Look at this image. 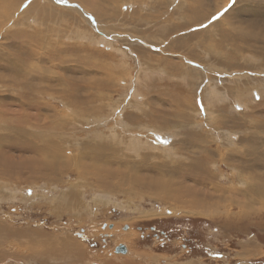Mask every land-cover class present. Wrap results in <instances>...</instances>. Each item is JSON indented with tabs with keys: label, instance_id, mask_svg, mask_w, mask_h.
Instances as JSON below:
<instances>
[{
	"label": "rangeland",
	"instance_id": "374dc122",
	"mask_svg": "<svg viewBox=\"0 0 264 264\" xmlns=\"http://www.w3.org/2000/svg\"><path fill=\"white\" fill-rule=\"evenodd\" d=\"M263 47L264 0H0V264H264Z\"/></svg>",
	"mask_w": 264,
	"mask_h": 264
},
{
	"label": "bare ground",
	"instance_id": "6f19581e",
	"mask_svg": "<svg viewBox=\"0 0 264 264\" xmlns=\"http://www.w3.org/2000/svg\"><path fill=\"white\" fill-rule=\"evenodd\" d=\"M95 5V4H94ZM92 6V5H91ZM99 12V11H98ZM223 34V33H222ZM225 35V34H224ZM232 41V40H231ZM239 43V42H238ZM253 47V46H252ZM209 48V47H208ZM264 48V47H263ZM234 49H236V48H234ZM234 51V50H233ZM217 52V51H216ZM235 52V51H234ZM262 52H263V49H262ZM214 53V52H213ZM218 53V52H217ZM231 53V52H230ZM226 58V57H225ZM227 61V60H226ZM26 88H30V87H26ZM69 96H73V95H71V94H69ZM72 99V98H71ZM75 99V98H74ZM163 118V117H162ZM231 121V120H230ZM236 121V120H235ZM234 121V122H235ZM232 122V121H231ZM234 125V124H233ZM237 125V124H236ZM235 125V126H236ZM262 138V137H261ZM229 141V140H228ZM25 142V141H24ZM23 142V143H24ZM262 143H264V141H262ZM29 144V143H28ZM261 144V143H260ZM257 145V144H256ZM260 146V145H259ZM255 150H256V148L255 147H257V146H252ZM251 147V148H252ZM262 147V146H261ZM35 149V145L34 144H32V145H30V150L31 149ZM249 150H250V152H252L253 150L252 149H250V147L248 148ZM44 152H46L45 150H43ZM263 153H264V148H263V151H262ZM33 153H34V151H33ZM215 153V151L213 152V150L212 151H209L208 152V155H211V154H214ZM207 154V153H206ZM227 154V153H226ZM40 155V154H39ZM264 155V154H263ZM262 155V157H264ZM204 156V155H203ZM226 156V155H225ZM212 157V156H211ZM30 160V159H29ZM29 160L27 159V160H25L24 159V162H29ZM255 160V159H254ZM41 161V160H40ZM230 161V160H229ZM203 161H201V163H202ZM243 162V161H242ZM262 162L264 163V159H262ZM33 163V162H32ZM40 163V162H39ZM200 163V162H199ZM229 163V162H228ZM36 164V163H35ZM42 164H44V161H42L41 162V165ZM203 164H205V163H203ZM207 164V163H206ZM235 164V163H234ZM237 164V163H236ZM26 165V164H25ZM195 165V164H194ZM32 166V165H31ZM204 166V165H203ZM203 166H201V165H197L196 167L195 166H190V167H188L185 171H186V173L188 172L189 174L188 175H191V176H193L194 177V179H196L197 181H199V182H197L198 183V185H206L205 184V182L206 183H208L207 184V187H210V189H211V185H210V182L212 181V182H214V187H215V190L214 191H220L221 193L219 194V196H218V200H216L217 201V203H220L222 200H224L225 202H226V204H227V201H228V203L230 204V205H228L227 207H232V206H234V204L235 205H238L237 207H239V210H240V212L242 213V212H247V211H252V208L250 207V206H248V205H245L244 204V202H240V201H234L233 203L230 201L229 202V199L227 200V199H225L224 197H223V195H222V193L223 194H227L229 191H231L229 188H224V187H222L219 183L217 184L216 183V178H214V174H212L210 171L208 172V171H205L204 170V167ZM252 166H254V165H251L250 163H246V164H244V162L242 163V165H239L238 167H239V169H241L242 170V172H244V171H246V170H248V169H250ZM199 167H200V169H199ZM260 167V166H259ZM88 169H91L92 170V168L91 167H87L86 169H85V171L84 172H87V171H89ZM97 169H100V168H98V167H96V169H95V167L93 168V174L96 176V179H97V181L98 182H100V184H101V187H103V188H105V189H109L110 187H111V182H109L108 180H107V177H108V174L107 173H109L108 172V170H107V172L106 171H103L102 172V168H101V170L100 171H98ZM3 170V169H2ZM90 170V171H91ZM250 170H252V169H250ZM7 171V170H6ZM204 171H205V176H206V178L204 177V176H202V177H200V175H201V173L202 174H204ZM256 171V170H255ZM5 172V171H4ZM7 172H9V171H7ZM241 172V171H240ZM1 173H3V172H1ZM6 173V172H5ZM244 174V173H243ZM242 174V175H243ZM248 174H250L249 175V177L247 178V180H245L244 181V177H242L241 178V183L243 184V183H247V182H250V183H247L248 184V186L246 187L247 189L246 190H248L249 192H250V196H253V197H257V198H259V199H261V200H263L264 199V175H259L258 173H256V172H249ZM257 174V175H256ZM120 175V174H119ZM186 175V174H185ZM217 175V174H216ZM215 175V176H216ZM20 176H21V174H20ZM110 176V175H109ZM112 176V175H111ZM27 177V176H26ZM198 177V178H197ZM22 178V177H21ZM28 178V177H27ZM172 178V177H171ZM95 179V180H96ZM111 179V178H110ZM118 179H119V177H118ZM112 181V180H111ZM128 181V180H127ZM96 182V181H95ZM165 181H163L162 183L163 184H165V186H160V188H158V190H156V192L158 193V195H160V194H162L163 193V195H168V198H170V200L171 201H173V203H175V204H177V203H181V199H180V197H179V195L177 194V193H172V192H170V193H172V194H169L165 189L168 187V185L166 184V183H164ZM115 183V182H114ZM98 184V183H97ZM120 184V183H119ZM169 184V183H168ZM121 185V184H120ZM124 185V184H123ZM157 185V184H156ZM100 186V185H99ZM189 192V191H188ZM194 192H197L198 193V195H194L193 197L194 198H189L188 200H185V201H187L186 203H188L189 205H191V209H192V211L191 212H193V213H196V214H198V215H208L209 213H211L212 211L211 210H209L208 208H205L206 207V205L204 206V205H202V202H209V201H213V198L212 197H208L207 196V194H205V193H200V192H198L197 190L196 191H194ZM180 194V193H179ZM190 194V193H189ZM193 195V194H192ZM180 196H181V194H180ZM184 198V197H183ZM209 198V199H208ZM256 199V198H255ZM195 200V201H194ZM194 202L195 203H198V202H201V205H199V207H197V205H196V207H193V204H194ZM216 203V202H215ZM209 204V203H208ZM213 204V203H212ZM181 205V204H180ZM225 210V209H224ZM225 212H227V213H230L231 212V210H225ZM35 233H33V234H28V237L30 236V238H31V243H36L37 245H38V251H39V249H40V253L41 254H44V255H46L47 253H49V254H55L56 255V253H58V254H61V255H68V256H71V257H74V258H81V256H84V253L82 252V250L77 246V245H75V244H72V243H70V242H68V243H65V244H59V243H56L54 240H52V239H50V237L48 238V237H45V241L47 242H45V241H43L42 239L40 240V239H38V235L36 234V235H34ZM38 240H40V241H38ZM35 248V247H34ZM37 251V252H38ZM42 251H43V253H42ZM80 260V259H79ZM124 262H126V263H124V264H128L129 262H130V260H125Z\"/></svg>",
	"mask_w": 264,
	"mask_h": 264
},
{
	"label": "flooded vegetation",
	"instance_id": "af4514ba",
	"mask_svg": "<svg viewBox=\"0 0 264 264\" xmlns=\"http://www.w3.org/2000/svg\"><path fill=\"white\" fill-rule=\"evenodd\" d=\"M160 232L162 233V235H160L161 242H162L163 239H166L167 242H170L171 238H170L169 233H167V230L166 229H161ZM149 238H153V237H149ZM186 241H187V244H186V248L185 249H187V248L191 249V245L189 244V239H187ZM188 251H190V250H188Z\"/></svg>",
	"mask_w": 264,
	"mask_h": 264
},
{
	"label": "snow or ice",
	"instance_id": "6c2138e0",
	"mask_svg": "<svg viewBox=\"0 0 264 264\" xmlns=\"http://www.w3.org/2000/svg\"><path fill=\"white\" fill-rule=\"evenodd\" d=\"M57 2L58 3H62V2H64V0H57ZM214 19H215V17H214ZM200 110L201 111H204V107H203V104H201V106H200ZM164 143H167V141H163Z\"/></svg>",
	"mask_w": 264,
	"mask_h": 264
},
{
	"label": "water",
	"instance_id": "95a60500",
	"mask_svg": "<svg viewBox=\"0 0 264 264\" xmlns=\"http://www.w3.org/2000/svg\"><path fill=\"white\" fill-rule=\"evenodd\" d=\"M118 251H122V252H126L127 251V248H126V246L124 245H122L121 247H118V249H117Z\"/></svg>",
	"mask_w": 264,
	"mask_h": 264
}]
</instances>
